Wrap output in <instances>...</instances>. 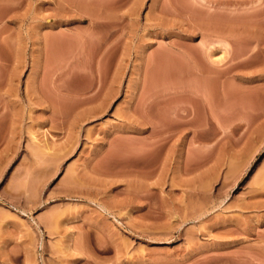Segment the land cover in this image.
I'll list each match as a JSON object with an SVG mask.
<instances>
[{
  "label": "rangeland",
  "instance_id": "rangeland-1",
  "mask_svg": "<svg viewBox=\"0 0 264 264\" xmlns=\"http://www.w3.org/2000/svg\"><path fill=\"white\" fill-rule=\"evenodd\" d=\"M0 264H264V0H0Z\"/></svg>",
  "mask_w": 264,
  "mask_h": 264
},
{
  "label": "bare ground",
  "instance_id": "bare-ground-1",
  "mask_svg": "<svg viewBox=\"0 0 264 264\" xmlns=\"http://www.w3.org/2000/svg\"><path fill=\"white\" fill-rule=\"evenodd\" d=\"M175 47H176V46H173V48L177 50V49H178V47H177V48H175ZM190 55H191V54H190ZM191 57H192V56H191Z\"/></svg>",
  "mask_w": 264,
  "mask_h": 264
}]
</instances>
